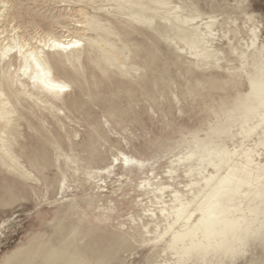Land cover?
Segmentation results:
<instances>
[{"label": "bare ground", "instance_id": "obj_1", "mask_svg": "<svg viewBox=\"0 0 264 264\" xmlns=\"http://www.w3.org/2000/svg\"><path fill=\"white\" fill-rule=\"evenodd\" d=\"M247 1L205 0L204 10L185 0H59L94 11L81 7L83 20H74L31 17L20 0H0V174L35 182V171L61 195L49 222L0 264H119L136 236L139 248L163 257L160 264H264V38ZM31 23L42 32L30 33ZM173 66L194 78H186L184 96L200 117L176 137L158 138L186 149L168 162L161 183L155 163L111 140L90 106L106 122L144 125L132 109L137 93L165 97ZM67 113L91 126L83 140L67 130ZM49 118L64 134L46 128ZM102 142H109L108 161ZM55 167L51 180L44 170ZM181 168L185 192L173 188ZM69 179L91 190L83 206L64 195ZM111 187L151 197L150 205L125 218L104 194ZM0 189V207L24 197L5 177Z\"/></svg>", "mask_w": 264, "mask_h": 264}, {"label": "rangeland", "instance_id": "obj_2", "mask_svg": "<svg viewBox=\"0 0 264 264\" xmlns=\"http://www.w3.org/2000/svg\"><path fill=\"white\" fill-rule=\"evenodd\" d=\"M24 9L29 12L31 17L33 14L39 16L47 17H58L60 14L63 16H71L74 20H83V16L78 12L79 8L84 7L88 12L93 13L94 11L89 6H84L78 3H60L59 0H20ZM187 3L191 1H199L207 10L208 7L204 5L205 0H185ZM220 1V0H219ZM229 5H234L235 0H227ZM252 12L257 16V19L263 25L262 36L264 38V0H248L245 4ZM74 10V11H73ZM71 12V13H70ZM75 12V13H74ZM27 16V21L30 20ZM42 28L45 29V23L37 19ZM64 25L70 24L69 20H62ZM17 23L21 25L23 23L22 19L19 17ZM27 28L30 33L35 34L36 32H42L39 26L34 23L27 24ZM56 27V26H55ZM73 26H71L72 28ZM164 53H169L167 45L162 43L159 45ZM175 57V54L172 55ZM183 65L189 63V59L182 57L181 59ZM214 69H209L208 72H214ZM195 72L200 74L203 71L201 69H195ZM172 83L171 87L166 90V96H161L158 92H154L153 100L146 99L141 96L139 92L137 93V102L132 105L133 111L136 115L144 121V125H139L134 122L124 121L122 124H116L115 119L102 117V109L98 106H90V110L96 114L104 126L109 138L113 141L122 140L125 146V151L129 152L137 157H142L146 159H151L152 163H155V174L158 175V180L161 183L167 182L166 171L168 162L175 159V156L180 153H185L186 149H181L179 151L171 150V147L162 146L158 143L159 137H165L168 135H174L175 137L181 132L185 127L195 124L200 117L199 109L196 107V103L192 101L191 98L184 96L186 93V78L190 82H194L192 76H184L180 74L176 67H171L170 69ZM138 81V78L131 81L134 83ZM79 90L73 88L72 94H78ZM173 94H176L178 99L176 100ZM70 116L69 120H65L66 128L69 131L72 129L79 133V136L75 138L77 142L83 140L87 134L91 131V126L82 117L67 113ZM35 122L36 119L32 118ZM46 128L51 131L58 130L59 133L64 134L60 130L59 126L51 118L47 120ZM122 127V128H121ZM203 134V133H201ZM103 146L101 148L102 155L105 161L111 158L112 152L109 150V142H102ZM53 159L55 154H52ZM24 160V159H23ZM25 166L29 167L25 162ZM44 173L47 174L50 179L56 178V174H59V168L45 169ZM38 177V181L31 182L25 181L23 179H17L9 173L0 174L1 177H5L16 185L20 187L22 191L23 198L18 200L16 203L10 206L0 207V262L2 259L23 247L31 234L38 231L41 228L42 223H48L49 217L48 212H52L54 209L58 208L59 200L61 195L57 192H53V186H46L44 178L41 174L33 171V175ZM188 178L184 176L183 168L177 173L174 181L173 188H176L182 192L186 191V183ZM138 180L134 181L135 183ZM69 186L66 187V193L64 195H69L68 198L75 197L79 204L83 206V200L89 199L92 194L91 190L83 184L82 181L77 180L73 182L72 179L66 182ZM133 185V186H134ZM116 188H112L104 193L105 196H113V199L120 210L119 213L123 214L127 218L126 214H129L137 218L139 214L142 213V208L150 205L151 197H137L136 192L118 191L116 194L113 192ZM2 189H0V195L2 194ZM168 193L165 194V199L168 200ZM58 200V201H57ZM139 202L137 203V201ZM73 218H76L74 216ZM128 225L125 227L127 229ZM112 231H118L115 228H110ZM129 237V235L127 234ZM138 236L131 241L133 248L127 252L121 254V261L119 264H160L163 263V257L159 258L155 251H150L147 248H139ZM237 264H241L239 261Z\"/></svg>", "mask_w": 264, "mask_h": 264}]
</instances>
